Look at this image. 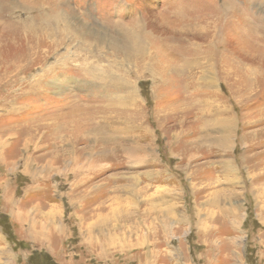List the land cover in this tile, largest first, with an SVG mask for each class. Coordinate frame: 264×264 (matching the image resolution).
<instances>
[{
	"label": "rangeland",
	"instance_id": "1",
	"mask_svg": "<svg viewBox=\"0 0 264 264\" xmlns=\"http://www.w3.org/2000/svg\"><path fill=\"white\" fill-rule=\"evenodd\" d=\"M1 2L0 73L38 10L55 47L0 93V264H264V0ZM215 21L220 51L166 40ZM129 40L160 70L207 65L201 89L136 72ZM130 81L140 105L116 106Z\"/></svg>",
	"mask_w": 264,
	"mask_h": 264
},
{
	"label": "bare ground",
	"instance_id": "2",
	"mask_svg": "<svg viewBox=\"0 0 264 264\" xmlns=\"http://www.w3.org/2000/svg\"><path fill=\"white\" fill-rule=\"evenodd\" d=\"M235 2H234V0H226V7L222 9L223 10L222 12H220L223 15V17H228V19H229L232 16L238 15L239 11L235 7V5L237 4V3L235 4ZM246 4L248 5V2H246ZM249 5H250V3H249ZM10 9H12V7L6 5L5 2L0 3V13L1 14L4 13L6 15L7 13H9ZM246 10H248V9H246ZM218 11H219V9H218ZM37 14L39 16L38 19L35 18V20L26 22L24 24L19 23L18 28L15 29L14 35L16 36V38L18 40L21 41V44H19L21 47L20 53L16 56L17 58H15L12 65L7 67L3 72L0 73V93L2 92L1 90H6V91L7 90H13V83H16V80L13 81V79H11V78H12V75L14 73H16L17 76L20 74L27 73V72L31 71L40 61L42 62V60L45 58V51H44L45 44H49L51 49H53L55 47V42H53L52 40L50 41V38L54 35L53 34L54 32L52 33L53 29H51L52 30L51 31L47 27L48 24H46V21H44L41 18L42 13L40 10L37 11ZM183 14H185V13H183ZM241 14H243V13H241ZM244 15L245 14L240 16L239 20H240V22L247 24V27H248V26H250V23H248L246 21V18L244 17ZM51 22H52L51 24L54 25V20ZM215 27H216V28H214L215 32L213 31L214 34L210 35L209 37H206V39H204V42H202V43L196 42L200 36H203V35H201V32L197 31L196 33L190 34L189 32L193 31L191 28H190V30H187L186 28L185 29L182 28L177 34H172L171 37L166 38V40H167V42H169V45H170V42H171V44H172V42H173V44H175L174 45L175 47H173L174 48L173 50H175V51L178 50V52L176 51L178 53V56H183L186 54H192L191 56L199 55V54L201 55V54H203L202 48H204V47H213V48H216L220 51V48H222V46H220L221 44L219 43V40H218L219 29L217 27V22H216ZM256 29H258V31L262 30L261 33L263 32V34H264V25L258 26ZM189 36H192L191 40L186 39ZM183 42L184 43L186 42V45L181 46L180 44H183ZM126 46H127L126 50L128 52L125 51V53H127V55L130 54L131 58H133V59L136 58V60L139 61L140 65L137 66L138 68H137L136 72H139L142 69V70H145V71L153 74L152 76L154 77L158 73H160L159 71H161L163 69L162 71L169 72L170 74H173L176 76L175 78H177L178 81L177 80L171 81V84L176 88V90L182 91V90H200L201 89L200 86L198 85V83H196V80L198 79V73H200L199 69H200V71H203L204 69H206L208 67L207 65H205V66H195L194 65L190 69H187V68L183 69V68H179V67L178 68L166 67V68H162L160 70L158 67H156L154 65V62L152 59L148 60V58H149L148 50L141 44V42H139L137 40L136 41L129 40L127 42ZM170 53H172V52H170ZM89 71H92V70H89ZM196 71H198V72H196ZM41 80H42V77L38 81H36L35 83H31L29 85L27 84L28 85L27 90H38L39 88L41 89V86H39V85H41ZM60 80L56 79L55 83H53L56 88L60 86L59 89H61L62 85H63V84H60V82H62ZM160 81H161V84H166L165 79H161ZM121 86L125 87V84H122ZM134 90H135V84L132 81H130L129 82V90H124V91H127L126 96L117 97V98L113 99L112 100L113 104H115L118 107H121V105H125V106L137 108L140 105V100L138 98H136V94L134 93ZM32 235L35 236V233L32 232Z\"/></svg>",
	"mask_w": 264,
	"mask_h": 264
},
{
	"label": "crops",
	"instance_id": "3",
	"mask_svg": "<svg viewBox=\"0 0 264 264\" xmlns=\"http://www.w3.org/2000/svg\"><path fill=\"white\" fill-rule=\"evenodd\" d=\"M225 171H226V173L228 172V170H227L226 168H225ZM228 173H229V172H228ZM228 173H227V174H228ZM215 260H216V259H215Z\"/></svg>",
	"mask_w": 264,
	"mask_h": 264
}]
</instances>
